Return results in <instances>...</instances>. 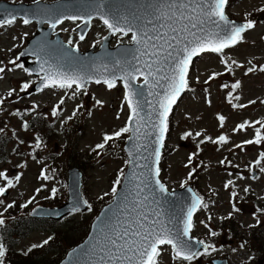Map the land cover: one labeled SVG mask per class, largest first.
<instances>
[{"label":"rangeland","instance_id":"obj_1","mask_svg":"<svg viewBox=\"0 0 264 264\" xmlns=\"http://www.w3.org/2000/svg\"><path fill=\"white\" fill-rule=\"evenodd\" d=\"M6 1L31 3L33 0ZM229 1L227 15L235 20L254 17L257 19L255 27L247 30L243 34V40L235 46L222 53H204L195 60L188 75L192 88L182 97L169 118L168 137L159 166L162 172L160 177L169 188L189 185L208 195V211L212 217L205 219V212L202 216L198 215L196 220L199 221L195 224L193 235L207 236L205 224L216 227L219 230L216 245L221 246L223 254L230 257V264H264V211L259 214V218L252 215L254 207L250 202L257 200L264 206V173L260 172V168L264 167V159L260 158V154L264 152V142L239 145L247 138L253 140L257 128L264 135V127H261V124H264V71L259 70L260 66L264 65V11L260 10L264 8V0ZM21 20L17 17L11 24L0 25V67L13 69L0 73V141H6L4 136L23 140L26 143L19 142L20 152L25 154L26 145L33 137L28 130L21 129L16 112L33 109V117L40 113L50 125V129L44 131V140L50 150L46 153L43 146L38 154L54 157L51 153L57 152V155L55 162L50 165L51 176L45 179L37 175L38 167L42 166L38 157L22 158L17 155L13 148L15 140L9 139V144L5 145L4 149L0 144V172H4L7 177V180L0 177V187H6L8 180L14 184V187H6V195L0 194V214L5 213V219L13 217L10 213L25 214L22 210H14L20 208L19 203L29 202L31 199L33 206L58 205L65 194V171L71 165H78L81 169L83 193L97 206L101 200L113 195L111 189L116 181V174L124 164L126 165L119 147L124 144L128 132L120 137H113L110 140L112 144L108 143L102 149L96 148L105 134L127 125L129 109L124 100L123 86L116 82L110 89L102 82L91 83L79 91H76V87L59 90L46 87L35 95H22L21 85L28 82L31 86L39 76L26 73L22 68H15L9 63L12 60L20 63L17 56L26 46V40L36 30L35 22L25 25ZM76 24L77 22L67 21L58 29L66 41L71 39L73 45L79 46L80 50L98 46L102 37L107 34V28L98 20H94L87 37L79 41L73 30ZM129 36L116 34L112 37L111 45L128 43ZM67 58L71 59L69 55ZM222 58L225 63H221ZM227 63L233 66L231 71L226 70ZM252 66H255L256 70L247 72ZM214 73L218 75L213 76ZM210 76L213 78L209 79ZM236 81L240 82L239 87L234 90L231 88L232 97L226 100V89ZM224 82L228 87L222 89L220 84ZM9 91L12 92L11 95ZM97 100L102 101V104H97ZM219 116L225 119L220 121ZM245 121L248 123L243 129H239L237 126ZM5 129L11 133L6 134ZM184 133L191 135L184 136ZM196 133L200 135L197 136ZM221 135L227 137V142L218 140ZM5 153H8V157H2ZM258 159L260 163H254ZM47 162L48 159L45 163ZM250 163H253V167L249 168ZM191 170L193 174L190 177ZM233 170L236 172L231 173ZM252 171L256 172L255 179L250 176ZM17 175H20L19 181L15 180ZM231 178L234 189L228 192L225 181ZM52 187H57L54 195L48 192ZM246 187L253 199L237 202L236 207L242 211L234 212L231 208L234 199L232 192L245 193ZM37 189L40 191L37 192ZM9 204H16L15 209L9 208ZM229 211L233 216L227 217ZM83 214L86 213H77L66 226H63V222L50 220L52 223L45 226L54 224V231H44L39 227L31 228L29 232L23 231L21 237L15 241L14 251L24 253L30 245L46 240L49 234H55L60 239L64 233L65 237L61 240L67 239L72 244L77 243L87 232V220L82 219ZM255 220L260 223L255 224ZM62 248L58 242L50 244L40 259L48 262ZM53 252L56 254L53 255ZM158 264L179 262L173 259L169 247L164 246L158 257ZM194 264L207 263L202 261Z\"/></svg>","mask_w":264,"mask_h":264},{"label":"snow or ice","instance_id":"obj_2","mask_svg":"<svg viewBox=\"0 0 264 264\" xmlns=\"http://www.w3.org/2000/svg\"><path fill=\"white\" fill-rule=\"evenodd\" d=\"M107 0H83L81 7L85 9H91L84 15H65L58 13L56 15L49 14L47 20H40L42 23H49L50 27L55 28L57 24L63 22V20H81L85 23L90 22L93 19V13L99 17L104 25H106L111 31L123 33L127 35L131 33V40L136 42L139 46L137 51L141 53V56H150V60L143 62V71L141 67L136 65H129L131 71L125 68L121 79L125 81V93L124 100L127 102L129 109L128 120H138L141 124L144 121V117L140 115L142 111V101L139 99L143 96V90L134 88L130 83L135 79L134 72L140 73L144 76V83L150 84L153 88L160 87L164 89L163 95L160 93H150V95L160 96V99L154 101L159 105V109L153 107V112H157L158 123L152 124L153 128L158 129L159 135L157 142L162 146L164 139V133L168 130L167 118L171 111L172 105L176 103L180 93L187 87V71L193 57L198 56L204 52L222 53L224 49L235 46L237 43L243 40V34L255 27L256 21L252 19H246L241 24H235L230 21L225 14V5L228 0H148L147 4L141 2V7H144L150 11H146L145 15L150 18L144 24L138 23L141 17L134 12H112L106 11L105 5ZM130 3V0H129ZM264 11V8L260 9ZM3 11V10H0ZM31 15H42L39 11L33 12ZM16 17L11 16L10 19H0V25L11 24L15 21ZM31 22L29 18H23L22 23L27 25ZM210 24L213 31H207L205 25ZM151 25V28L148 27ZM80 39L83 40L84 36L81 35ZM174 42V43H173ZM72 43L71 39L68 41ZM149 49L151 51H149ZM172 49L178 54L173 56ZM164 53V55H161ZM182 53V55H180ZM20 55H24L21 53ZM140 64V60L137 57H133ZM15 68H23L27 73L29 69L25 68L22 64L17 63L15 60L9 61ZM47 63V61H43ZM120 62L117 61V64ZM221 63H225L224 59H221ZM235 63V61H233ZM163 65L164 67H160ZM167 68V72L163 76H158L156 73L164 72ZM11 68L0 67V73L5 71H12ZM45 72L42 78L43 86L45 87H60V88H73L76 86V91H79L85 84V76L79 73H65L49 65L47 69L41 68ZM227 71H231V68H226ZM255 66L249 67L247 72L255 71ZM260 71H264V65L260 66ZM218 75L214 73L213 76ZM151 78V79H150ZM213 77L210 76L209 79ZM87 79H92L91 76H87ZM164 80L166 84H161L160 81ZM116 77L112 76L110 79L105 78L103 81L97 79V84L103 82L108 88L115 86ZM240 82L236 81L231 85L232 89L239 87ZM30 87L28 82L21 85V91L27 90ZM222 87H228L222 85ZM12 92L9 91V95ZM75 95V91L73 92ZM231 95V93H229ZM238 98V97H237ZM63 100L61 101V103ZM97 104H102V101L97 100ZM254 103V101H249ZM151 106V105H150ZM237 107V105H233ZM239 107H245V105H239ZM55 115V109L53 111ZM152 113L148 114L151 119ZM220 121L225 118L223 116L218 117ZM248 122L238 125L239 129H243ZM264 127V124H261ZM130 129L126 125L114 132L112 135L105 134L104 142L97 144V149L104 148L105 144L112 140L113 137H120L122 133L129 132ZM139 131V127L135 130ZM235 131V129H234ZM184 136L191 135L190 133H184ZM197 136L200 133H196ZM206 139H211L206 137ZM221 142H227V137L221 135L218 137ZM264 142V135L261 134L260 129H256L255 138L253 140L243 141L244 144L262 143ZM41 142L37 138L36 147H40ZM160 146L155 149V157L157 161L160 155ZM199 147V146H197ZM131 155V153H130ZM194 155V154H192ZM192 155L189 156V162L192 160ZM260 158L264 159V152L260 154ZM131 163V161H126ZM223 164L224 161H221ZM255 163L259 164L258 159ZM195 169H193L194 171ZM260 172L264 173V167L260 168ZM155 174H159V168H156ZM192 173H189L191 177ZM41 176L45 179L48 177L44 175L43 171ZM0 177H4L7 180L4 172H0ZM256 177L253 176V179ZM16 181L20 180V175L15 177ZM121 183L120 177L114 182L111 189L113 194L118 193L117 184ZM161 191H164V185L156 180ZM232 184L229 180L225 184V188H228ZM6 187H14L11 180H8ZM6 187H0V194H3ZM139 185H137V188ZM40 189H37V192ZM245 192L248 191L246 187ZM56 189H52L53 195ZM107 195V194H105ZM139 195V192H137ZM237 193L232 192V196L236 197ZM2 203V201H0ZM31 203V201H29ZM88 205L85 200L83 202ZM143 204L141 201L136 204L135 207L139 208ZM25 205H22V207ZM8 207H12L9 204ZM127 207V205H125ZM198 207H207V204L203 203L202 198L194 196L191 205L188 207L184 218L180 221L182 227L176 231L167 227L163 221L159 219L149 220V217L143 212H138L136 216L128 215V218L121 221L117 219L115 224L109 226L108 231L101 229V238L97 240L96 245L92 250V255L98 257L93 261V264H158V257L161 255L162 246H171L173 259H180L182 261L191 262L198 256H201L208 252L211 245H208L203 240H195L190 238V232L193 227V213L197 211ZM88 209L91 210V206L88 205ZM73 211H79L78 208H74ZM233 211L240 212L241 208L236 207L233 204ZM257 211H264V209H257ZM255 215V213H253ZM155 216H159V213H154ZM229 217L232 215L230 212ZM203 223V221H201ZM259 224L260 221L257 220ZM4 224V220L0 218V225ZM213 236L217 235L216 232L211 233ZM51 239V237L49 238ZM48 241H44L46 244ZM203 246V252L196 249V246ZM32 247H37L33 245ZM243 247V245H241ZM6 255V249L4 244L0 243V264H5L4 257Z\"/></svg>","mask_w":264,"mask_h":264},{"label":"water","instance_id":"obj_3","mask_svg":"<svg viewBox=\"0 0 264 264\" xmlns=\"http://www.w3.org/2000/svg\"><path fill=\"white\" fill-rule=\"evenodd\" d=\"M38 2L24 4L0 0V10H3L0 11V19H10L11 16H20L32 20L34 16L31 15L33 13L31 9L37 6L38 8H36V11L42 13V15L36 16L35 18L38 23L37 31L27 41L26 48L21 51L24 55L19 56V59L23 62L25 67L29 69L30 73L34 75L42 74L41 79L31 87L28 94H32L35 90H41L45 87L42 81L45 72L42 71L41 68L47 69L49 65H52L61 72L83 74L86 78L84 86H86L89 81L95 82L97 79L103 81V79H110L112 76L116 77L115 81L120 80L124 86L125 81L121 79L124 69L128 68V70L131 71L129 65H136L137 67H141L143 71V62L150 60V56H141V53L137 51L139 46L132 40L130 43L117 44L115 47L110 48L109 43L113 37L112 33H114L110 29L108 35L103 38L99 49L96 51H93L92 48L85 52H81L76 48L68 46L66 43L62 42L59 32L54 33V38L50 40V35L54 28L50 27V25L48 27H43V23L39 22L40 20H47L49 14L56 15L58 13H63L65 15H84L88 11H91V9H85L80 6L83 0H59L51 3ZM141 2L142 0H130V3L129 0H107L105 10L119 13L134 12L141 17L138 23L144 24L147 22V19L150 18L145 15V12L150 10L141 7ZM147 2L148 0H143L144 4H147ZM93 18L99 17L93 13ZM230 21L235 24L243 23L233 20ZM89 27L90 22L85 23L82 21V24L76 28L79 36H85ZM148 27L151 28V25H148ZM213 30L211 26L210 31ZM42 45H45L46 49H41ZM149 51L151 50L149 49ZM168 51H172L173 56L178 54L172 49ZM67 55H69L71 59L77 60V62L72 64L65 61L64 58H67ZM161 55H164V53H161ZM180 55H182V53ZM28 57H34L35 61H27ZM133 57H137L141 63L137 64V61L133 59ZM195 57H193V59ZM43 61H47V63L42 64ZM117 61L120 63L117 64ZM160 67L164 66L160 65ZM166 72L167 68L164 69V72L156 73V75L163 76ZM87 76H91L92 79L88 80ZM133 76H135V79L130 81L132 86L143 90V96L139 99L142 101V111L140 115L144 117V121L142 124L138 120L129 121L130 136L124 146L129 160L131 161L127 169L128 172L125 174L121 187L113 200L99 211L97 217L92 222L87 238H85L83 243L69 251L64 260L59 264H93V261L98 257L92 255V250L97 240L101 238V229L108 231L109 226L115 224L117 219L123 221L128 218V215L134 217L138 212L146 214L149 220L159 219L163 221L167 227L176 231L182 227L180 221L184 218L188 207L194 199L193 197L195 194L190 187L168 191L164 186L165 190L161 191L156 184V180H159V178L158 175L155 174V170L158 167L159 160L157 161L154 153L155 149L160 146L157 142V137L160 133L158 129L152 127V124L158 123L157 112H153V107L159 109V105L154 103V101L160 99V96L150 95V93L158 92L162 96L164 89L160 87L153 88L150 84H145L144 76L140 73L134 72ZM138 78H142V81L138 82ZM160 83L166 84L162 79ZM183 91L180 93L177 100L183 94ZM174 105L175 104L172 105V108ZM149 113H152L151 119L148 117ZM137 127H139L138 132L135 131ZM165 133L163 134L164 137ZM162 146H160V155ZM79 176L80 173L76 168L68 170L67 202L59 207L53 208L35 207L30 213V216H46L60 219L72 212L74 208L85 210L86 205L83 203L84 201L80 194ZM137 185H139L138 188ZM137 192H139V195H137ZM141 201H143V204L139 208L135 207V205L139 204ZM125 205H127V207H125ZM154 213H159V216H155ZM200 248L201 246H196V249ZM215 261L216 260L213 262L215 264H227L225 260H219L220 263Z\"/></svg>","mask_w":264,"mask_h":264},{"label":"trees","instance_id":"obj_4","mask_svg":"<svg viewBox=\"0 0 264 264\" xmlns=\"http://www.w3.org/2000/svg\"><path fill=\"white\" fill-rule=\"evenodd\" d=\"M24 122L26 123V127L30 133H36L38 137H44L45 132L44 130L46 129L47 123L44 121L43 117L40 115L36 116H29L28 118H23ZM3 136V135H2ZM30 145L28 146V149L31 150L33 148L36 149V144L35 141L29 143ZM2 146V145H1ZM2 152V150L0 149ZM121 153L122 150H120ZM4 157V156H2ZM105 202L99 203L98 206L93 207L92 206V211L91 215L86 218L83 217V220H87L86 226L88 228V221L91 220L92 216L97 212L99 207L103 205ZM26 219L21 220V217L19 218L18 222L14 223L12 228L9 227V223L6 222L5 224L0 226V240L1 243L4 244L5 249H6V255L4 257L5 264H57L58 261L61 259L63 253L65 250H67L69 247L75 244V242L72 244V242H68L67 239L61 240V238L65 237V234L63 233V236L58 237L55 236V234H50L49 238L47 239V243L45 244L44 242L37 245V247H30L28 248L24 253L17 251H14V248H16L15 241L17 240V236L20 237L23 234V231H27L29 228H37L43 229L44 231H54L53 227L55 226L54 224H50V226H45L48 225L49 223H52L50 220H40V219H31L27 215L25 216ZM25 220L23 227L21 226L23 221ZM69 223V218L64 219L63 221V226H66ZM38 224V226L36 225ZM81 237L80 239H82ZM58 242L60 245H62L61 251L56 254L53 252V255L56 254L53 258H50L48 262L43 261L40 259L43 256V251L47 250V247L50 244ZM58 245H56L57 247Z\"/></svg>","mask_w":264,"mask_h":264},{"label":"bare ground","instance_id":"obj_5","mask_svg":"<svg viewBox=\"0 0 264 264\" xmlns=\"http://www.w3.org/2000/svg\"><path fill=\"white\" fill-rule=\"evenodd\" d=\"M206 27V30L207 31H210L211 30V26L210 25H206L205 26ZM41 49H46V46L45 45H42L41 46ZM65 59V61H67V62H69V63H72V64H74V63H76L77 62V60H73V59H69V58H64Z\"/></svg>","mask_w":264,"mask_h":264},{"label":"flooded vegetation","instance_id":"obj_6","mask_svg":"<svg viewBox=\"0 0 264 264\" xmlns=\"http://www.w3.org/2000/svg\"><path fill=\"white\" fill-rule=\"evenodd\" d=\"M218 254H219V252H218ZM197 261H199V262H200V261H201V258H200V257H198V258H197ZM184 263H186V264H190L191 262L185 261Z\"/></svg>","mask_w":264,"mask_h":264}]
</instances>
